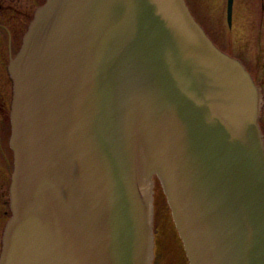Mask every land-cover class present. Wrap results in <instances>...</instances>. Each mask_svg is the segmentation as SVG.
<instances>
[{
	"label": "water",
	"instance_id": "1",
	"mask_svg": "<svg viewBox=\"0 0 264 264\" xmlns=\"http://www.w3.org/2000/svg\"><path fill=\"white\" fill-rule=\"evenodd\" d=\"M8 72L0 264H153L157 181L188 264H264L260 90L185 0H45Z\"/></svg>",
	"mask_w": 264,
	"mask_h": 264
},
{
	"label": "flooded vegetation",
	"instance_id": "2",
	"mask_svg": "<svg viewBox=\"0 0 264 264\" xmlns=\"http://www.w3.org/2000/svg\"><path fill=\"white\" fill-rule=\"evenodd\" d=\"M44 1L0 0V148H8L10 151L12 80L8 67L10 60L21 47L24 33L36 9ZM185 1L191 14L210 39L221 50L239 59L259 87L261 103L258 125L264 146V0H231L230 6L229 0H212L207 13L203 11V7L198 6L199 0H196L192 7L188 0ZM207 25L211 26L208 30ZM219 41L226 42V48L221 47ZM11 172L6 159L4 173L0 175V252L3 229L10 216L7 201ZM154 231L155 254V219ZM153 264H158L155 262V256Z\"/></svg>",
	"mask_w": 264,
	"mask_h": 264
},
{
	"label": "rangeland",
	"instance_id": "3",
	"mask_svg": "<svg viewBox=\"0 0 264 264\" xmlns=\"http://www.w3.org/2000/svg\"><path fill=\"white\" fill-rule=\"evenodd\" d=\"M212 0H199L198 6L203 7L204 12L210 9ZM190 6L196 3V0H188ZM209 25L206 26L207 30ZM221 47L226 48V42H218ZM8 137H6L7 140ZM5 147V143L2 142ZM6 157V158H5ZM8 162L9 171L12 170V152L7 148H0V175H3L5 170V162ZM6 187H8V182ZM8 202V201H7ZM154 219L156 233V247H155V262L158 264H188L185 259L184 251L181 241L177 235L171 219L170 211L166 205L164 194L161 190L159 182H156L154 190Z\"/></svg>",
	"mask_w": 264,
	"mask_h": 264
}]
</instances>
